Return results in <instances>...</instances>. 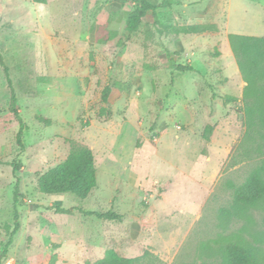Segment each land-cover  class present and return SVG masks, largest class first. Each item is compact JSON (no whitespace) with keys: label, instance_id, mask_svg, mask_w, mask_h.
Masks as SVG:
<instances>
[{"label":"rangeland","instance_id":"rangeland-1","mask_svg":"<svg viewBox=\"0 0 264 264\" xmlns=\"http://www.w3.org/2000/svg\"><path fill=\"white\" fill-rule=\"evenodd\" d=\"M111 1L0 0V53L25 124L19 148L0 67V256L15 213L19 224L1 264H48L58 240L45 229L50 223L63 225L59 236L83 248L69 264L94 262L105 249L126 258L148 250L163 264H224L214 251L224 239L252 249L261 263L264 202L229 222L219 211L232 203L228 184L264 167V67L249 51L245 74L219 70L232 59L228 34L264 36V0H220L211 16L197 19L215 23L218 35L182 39L202 67L169 73L141 58L156 33L149 18L137 32L119 35L116 51L107 46L117 36L109 25L121 26L123 11L134 8L128 1L113 12ZM194 55L188 49L176 65ZM116 84L129 88L101 116L100 92ZM82 148L95 162L89 196L39 193L38 177ZM55 207L75 210L60 215ZM107 211L120 222L84 214ZM203 244L214 249L202 251Z\"/></svg>","mask_w":264,"mask_h":264},{"label":"trees","instance_id":"trees-1","mask_svg":"<svg viewBox=\"0 0 264 264\" xmlns=\"http://www.w3.org/2000/svg\"><path fill=\"white\" fill-rule=\"evenodd\" d=\"M38 4H46V0H34ZM131 1L134 8L128 13L125 20V29L128 33H135L140 26L151 19V27L158 33L159 37L179 36V35H201L204 33H215L217 27L215 25H190L175 27L161 24L157 16L156 6L151 5L147 0H125ZM229 46L232 50L234 59L238 66L239 72L245 74L244 61L248 59V52L253 53V57L264 67V37H248L234 34L227 35ZM0 67L3 70L4 78L10 92L9 112L14 116L19 124V129L16 134V142L19 148H22L21 137L25 124L23 123L16 107L17 99L14 92L12 81L9 77L8 68L6 67L3 57L0 53ZM176 72H191V67L174 65ZM129 88L127 84H116L114 86H105L100 92V107L99 114L109 115V105L113 99L122 92H126ZM264 89V88H263ZM224 100L233 101L234 98L224 96ZM40 123L49 126L50 122L43 118H36ZM213 131V127L206 128L205 139L208 138ZM38 192L45 195H60L72 194L79 199H86L91 191L96 188V169L94 156L90 149L82 148L76 151H71L67 157L54 167L48 169L45 173L40 175L37 179ZM232 191V203L229 208H222L219 211V216L229 222L232 219H242L247 211L256 209L264 202V167H259L252 170L245 181L236 186L232 183L228 184ZM17 187L14 188V205H17L16 200ZM75 209H61L55 207L56 214L68 215ZM87 216L95 217L105 221L120 222L121 216L113 211L107 212H85ZM15 223L12 232L9 234L7 243L5 244L0 259L6 257L8 247L13 243V237L19 229L17 221V214L15 213ZM224 246L216 248L214 251L221 255L224 264H264V259L260 263L259 258L254 251L238 242H232L224 239ZM215 245L221 243V240H216ZM210 245L203 244L202 251L212 250ZM56 263V255H52L48 264ZM1 264V262H0ZM84 264H163V262L150 251L145 250L140 256L135 258H125L113 249L105 250L102 258L94 262H85Z\"/></svg>","mask_w":264,"mask_h":264},{"label":"crops","instance_id":"crops-1","mask_svg":"<svg viewBox=\"0 0 264 264\" xmlns=\"http://www.w3.org/2000/svg\"><path fill=\"white\" fill-rule=\"evenodd\" d=\"M219 1L220 0H207L205 3L202 1L201 4H197L196 6H189L190 3L184 2L183 0H162V1L150 0L149 2L151 5L158 7L156 12L161 24L175 26V27L190 26V25H215L217 27L215 23L205 24L203 21H199L197 19H206L207 16H211L213 14V11L215 10V6L217 5V3L219 4ZM126 2L128 1L112 0L110 4L111 11L115 12L116 10L121 9L123 4ZM132 10L133 9H125L123 11L124 17L121 20L122 23L121 26H118L117 22H112L109 25V30L117 32V36L115 38H111L108 41L107 46L110 47L111 49H114L115 51L117 50L115 45L118 42L119 35H121L124 32L127 33L125 29V20L128 16V13L131 12ZM194 19H196L197 21H195ZM176 20H178L179 23H177ZM205 35H207V33L201 35H179V36L169 35L166 37H159L158 33L156 32L155 36L151 39V41L147 43L144 42V46L140 50V52H142L141 58L142 60L145 61L149 60L150 62L154 63V68H156V63L157 65L159 64L160 68L163 69V71L169 73L171 72V68L177 64V61H179L181 55L187 58L188 49H191L192 55H194L193 45L184 44L182 39L190 36L206 37ZM212 35L216 36L218 35V33L215 32ZM239 36H243V35H239ZM128 55L129 54H127V56ZM231 55L232 56L230 57H232V59L230 58V60H228L229 61L228 63L223 64L219 71L222 74L226 72H232L233 74L239 75V70L235 62V59L233 57V54ZM118 60H122V59L118 57ZM202 61H203L202 58L196 57L194 55V58L188 59L186 61V65L183 66L191 67L193 70L195 68L199 69L200 67H202ZM149 67L151 70L154 69L151 66ZM224 77L227 79V76ZM52 206L53 205H50L49 207ZM45 226L44 227L47 230V232L52 233L53 236L57 235L58 237L57 241H51L53 244L52 250L54 251L52 255H56V260L59 259L64 261L65 264H69L67 261L68 258H72L73 256H77V255L79 256L82 255L83 248L80 244L73 243L72 240L67 239L61 235L59 236L60 233L59 227L63 225L60 226L50 223L48 225L46 224ZM134 227L138 229L137 226ZM131 233L133 234V236H135L136 229H134L132 232H129L130 235ZM105 250L102 252L101 257H99L98 259L102 258Z\"/></svg>","mask_w":264,"mask_h":264}]
</instances>
